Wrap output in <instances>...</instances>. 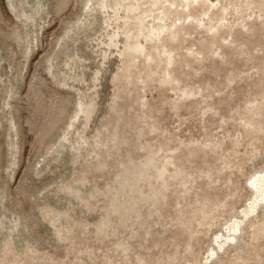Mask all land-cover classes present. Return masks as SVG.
<instances>
[{
	"label": "rangeland",
	"instance_id": "rangeland-1",
	"mask_svg": "<svg viewBox=\"0 0 264 264\" xmlns=\"http://www.w3.org/2000/svg\"><path fill=\"white\" fill-rule=\"evenodd\" d=\"M263 171L264 0H0V264H264Z\"/></svg>",
	"mask_w": 264,
	"mask_h": 264
},
{
	"label": "bare ground",
	"instance_id": "bare-ground-1",
	"mask_svg": "<svg viewBox=\"0 0 264 264\" xmlns=\"http://www.w3.org/2000/svg\"><path fill=\"white\" fill-rule=\"evenodd\" d=\"M250 185L254 189V197L251 199L250 203L243 209L242 216L244 218L249 217L252 212L254 213L256 211L258 205L264 202V171L262 173L260 172V174H257L254 178H252ZM242 222L243 218L235 219L233 222L229 223L226 228V233H223V236H226L228 233V236H226V238L224 237L225 239L221 235H217L216 242L218 243V247H220V249L226 245L227 241L236 238ZM211 251L212 252L210 253L209 258L214 256L217 252V250L215 251L214 249Z\"/></svg>",
	"mask_w": 264,
	"mask_h": 264
}]
</instances>
